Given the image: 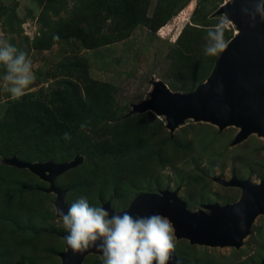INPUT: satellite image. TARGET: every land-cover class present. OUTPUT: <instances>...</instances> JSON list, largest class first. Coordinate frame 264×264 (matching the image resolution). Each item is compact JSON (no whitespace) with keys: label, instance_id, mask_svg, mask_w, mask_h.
Returning a JSON list of instances; mask_svg holds the SVG:
<instances>
[{"label":"rangeland","instance_id":"rangeland-1","mask_svg":"<svg viewBox=\"0 0 264 264\" xmlns=\"http://www.w3.org/2000/svg\"><path fill=\"white\" fill-rule=\"evenodd\" d=\"M64 1L72 9V0H0V123L6 122L10 101L16 97L32 93L48 100L65 79L81 85L79 71L62 69L72 62L87 66L88 76L99 84L92 88L91 104L97 108L109 105L110 118L126 117L133 104L149 99L152 80L165 82L172 92L183 93L175 89L193 87L188 80L195 75L192 57L197 55L184 54L190 49V37L179 41L185 28L194 26L211 33L226 27L233 36L237 32L225 16L216 14L232 0H191L158 32L140 26L128 40L88 50L76 39L67 44L55 42L61 20L66 18ZM157 1L153 0L150 15ZM222 33H211L205 40L213 41ZM46 41L49 45L42 48ZM206 47L205 52L212 50L211 45ZM134 116L126 123H108L114 128L96 121L98 129L88 133L94 142H102L108 135L117 139L108 155L99 151L74 154L67 143L25 145L19 137L8 147L5 133L0 134V264H61L59 254L66 250L61 234L84 235L56 217V195L46 192L48 183L6 163L14 156L3 155L7 148L17 149L16 157L35 163L45 161H33L34 157L54 155L50 161L71 162L82 155V164L58 177L56 185L67 190L66 201L75 215L86 220L95 217L102 228L109 226L102 210L107 202L122 211L141 194L169 189L178 192L191 211H199L208 204L235 203L241 196L238 188L221 186L214 177L226 181L233 176L252 178L255 183L264 178V140L257 135L233 146L240 132L235 127L220 132L212 124L187 120L172 133L164 117L152 112ZM153 230L184 264H261L264 260L262 216L239 250L177 240L170 222L159 217ZM110 262L108 256L90 255L83 264ZM143 264L152 262L144 259Z\"/></svg>","mask_w":264,"mask_h":264},{"label":"water","instance_id":"water-1","mask_svg":"<svg viewBox=\"0 0 264 264\" xmlns=\"http://www.w3.org/2000/svg\"><path fill=\"white\" fill-rule=\"evenodd\" d=\"M216 14L225 16L237 32L220 53L207 80L190 93L172 92L165 82L152 80L149 99L133 104L128 116L152 112L166 119L172 133L187 120L212 124L220 132L235 127L240 132L233 146L251 135L264 140V0H232ZM82 162V155L66 163H31L16 156L6 159L7 164L28 170L48 183L46 192L56 195V217L66 221L73 231L84 233L80 238L61 234L66 248L59 254L61 264H83L90 255L108 256V264H143L144 259L152 264H184L174 248L154 232L155 218L168 220L177 240L239 250L256 220L264 217V178L255 183L252 178L233 176L226 181L214 177L213 181L221 186L238 188L239 200L191 211L178 192L167 189L144 193L122 211L113 209L111 202L105 203L102 210L109 226L102 228L95 217L86 220L75 215L66 201L67 190L56 186L58 177Z\"/></svg>","mask_w":264,"mask_h":264},{"label":"trees","instance_id":"trees-1","mask_svg":"<svg viewBox=\"0 0 264 264\" xmlns=\"http://www.w3.org/2000/svg\"><path fill=\"white\" fill-rule=\"evenodd\" d=\"M72 2L74 4L72 9H68L69 4L64 1L66 18L61 20L62 26L55 42L59 40L60 43L67 44L71 39H76L85 49L94 50L128 40L140 26L146 27L151 32H158L177 17L191 0H158L152 15H150V11L153 0H72ZM197 12L198 9L195 10V14ZM59 15L60 12L56 13V17ZM12 19L14 17L10 21ZM195 24L197 25V23ZM9 27H11V22ZM221 32L223 33L220 38H215L210 42L205 40L211 33ZM221 32L206 33L194 26L184 29L179 41L183 37L185 40L190 37L188 43L190 49L184 54L186 56L197 55L192 57L196 64L193 69L195 75L188 80V83L193 87L185 86L175 90L190 93L207 80L220 53L233 38L230 29L225 27ZM49 43V41L44 42L42 48L48 46ZM208 45L212 46V50L205 52ZM181 52H183L182 48ZM62 69L68 73L79 71L83 75L80 77L81 85L70 79H65L57 90L51 92L48 100L41 99L43 97L38 98L32 93L12 99L9 104V116L5 123H0V134L5 133L8 147H13L11 142L14 143L15 137H19L25 145L33 142L36 144L67 143L71 145L69 149L74 154L87 155L91 151L94 153L99 151L98 153L103 155L110 154L117 141L115 135L113 138L108 135L105 140L96 143L88 133L96 132L98 129L96 121H105L104 127L108 128L111 127L108 123L117 125L121 120L126 123L135 116H121L119 119H113L108 116L111 113L109 105L105 108H97L91 104L92 88L99 84L90 79L87 66L72 62L63 65ZM15 150L17 149L7 148L3 155L16 156L19 152ZM53 158H55L54 155L32 159H34L33 161L49 162ZM60 159V161H66L64 158Z\"/></svg>","mask_w":264,"mask_h":264},{"label":"flooded vegetation","instance_id":"flooded-vegetation-1","mask_svg":"<svg viewBox=\"0 0 264 264\" xmlns=\"http://www.w3.org/2000/svg\"><path fill=\"white\" fill-rule=\"evenodd\" d=\"M243 180H246V179H243ZM260 181V180H259Z\"/></svg>","mask_w":264,"mask_h":264}]
</instances>
